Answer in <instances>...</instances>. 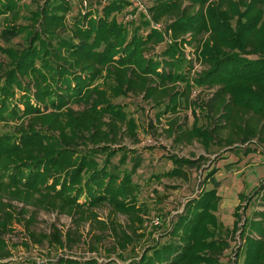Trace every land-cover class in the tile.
Wrapping results in <instances>:
<instances>
[{"label":"trees","instance_id":"1","mask_svg":"<svg viewBox=\"0 0 264 264\" xmlns=\"http://www.w3.org/2000/svg\"><path fill=\"white\" fill-rule=\"evenodd\" d=\"M21 1L0 0L6 43H0V264L12 257L7 236L16 225L25 230L26 247L48 245L47 256L26 264H223L237 232L233 264H264V210L245 221L236 211L233 228L226 227L217 216L216 187L187 201L166 240L136 253L145 237L139 233L142 214L149 211L139 204L133 181L141 161L134 157L131 169L124 166L130 150L122 141H138V122L126 103L114 101L142 95L158 109L157 120L190 107V128L177 119L170 123L177 143L197 139L207 149L214 143L232 149L264 142V0H150L147 13L131 24L117 16L132 5L129 0H108L100 9L82 0L72 23L71 0H31L35 8ZM197 88L212 95L194 101ZM171 159L175 167L161 177L184 176V167L205 157ZM216 172L205 182H214ZM257 192L264 200V186ZM102 207L110 220L100 218ZM42 210L69 216L71 226L37 232ZM118 214L129 224L110 218ZM87 222L90 232L99 229L90 250H104L105 258L51 255L79 241ZM107 234L115 243L102 248Z\"/></svg>","mask_w":264,"mask_h":264},{"label":"rangeland","instance_id":"2","mask_svg":"<svg viewBox=\"0 0 264 264\" xmlns=\"http://www.w3.org/2000/svg\"><path fill=\"white\" fill-rule=\"evenodd\" d=\"M82 0L72 1L73 10L68 16V23H72L84 6ZM108 0H88V8L100 9L102 3ZM132 5L124 12L118 14L119 21L131 24L139 19L140 13H147V8L152 5L150 0H129ZM21 3L29 4L31 8L37 6L31 0H22ZM26 11L27 9L24 8ZM134 9V10H133ZM136 11L133 13L131 11ZM23 22V20H21ZM160 27V25H156ZM1 30V22H0ZM21 41L15 38L14 42ZM0 43L6 44L4 38L0 37ZM163 45V44H162ZM159 50V47H157ZM190 51V48L187 49ZM188 56H191L190 54ZM4 56L0 53V60ZM202 64L196 63V70H201ZM213 90L197 88L191 99L201 101L212 95ZM115 102L126 103L127 110L133 114L138 122V141L134 142L125 136L122 145L129 148V157L125 167L131 169L135 163L134 157H138L141 165L133 176V181L139 186V204L148 205L149 214L144 215V227L139 233L145 235L135 246L136 253L142 252L148 244L154 243L155 239L160 241L168 238L166 232L177 213L181 212L189 199L196 197L202 188L211 189L216 187L220 195V206L217 211L219 220L229 228H233L236 220L235 212L242 214V220L255 215V211L264 210V200L260 197L259 187L264 186V142L257 139L246 144H237L232 149L223 147L222 144L214 143L209 149L194 140L192 143H177L174 135L168 129L173 119H177L183 128H190L194 122L195 115L190 107L182 106L179 112L168 114L161 120L156 119L157 108L145 101L142 95H131L130 97H119ZM199 110H197V113ZM201 122H206L203 114L200 116ZM5 127H0L4 129ZM250 148L251 150L247 149ZM198 159L204 156L205 159L199 165L184 167V176H162L164 172L175 167L171 156ZM120 154L113 160L118 163ZM217 169L216 178L213 181H206L208 173ZM261 194V193H260ZM101 219H109V209L102 207L97 210ZM121 224L128 225L129 220L126 215H113ZM240 223V225L243 223ZM52 224H56L61 229H68L72 224V219L57 212L40 211L38 221L34 225L37 232H50ZM89 222L80 226L79 232L82 235L79 241L74 243L69 249L52 250L51 255L67 253L77 256H99L105 258V251L101 250V255L90 250V244L94 241V233H98L97 228L90 232ZM239 232L236 239L231 238L230 246L221 256L223 264H233L236 259V250L241 243ZM25 230L22 226L16 225L15 231L7 236L12 257L5 260L7 264H26L29 259H40L47 256L48 245H33L26 247L22 244L25 240ZM96 243V242H95ZM115 241L111 234H107L100 244L102 248L112 247ZM112 258H116L115 255ZM10 260V261H9ZM242 263L240 259L238 264Z\"/></svg>","mask_w":264,"mask_h":264},{"label":"built area","instance_id":"3","mask_svg":"<svg viewBox=\"0 0 264 264\" xmlns=\"http://www.w3.org/2000/svg\"><path fill=\"white\" fill-rule=\"evenodd\" d=\"M71 1H74V0H71ZM84 3H85V5H87V2H86V0H85V2H84Z\"/></svg>","mask_w":264,"mask_h":264}]
</instances>
